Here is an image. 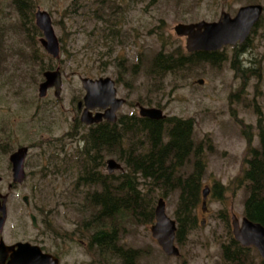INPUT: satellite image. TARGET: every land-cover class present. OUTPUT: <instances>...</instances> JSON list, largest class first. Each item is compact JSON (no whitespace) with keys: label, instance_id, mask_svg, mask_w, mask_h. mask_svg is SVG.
I'll list each match as a JSON object with an SVG mask.
<instances>
[{"label":"rangeland","instance_id":"1","mask_svg":"<svg viewBox=\"0 0 264 264\" xmlns=\"http://www.w3.org/2000/svg\"><path fill=\"white\" fill-rule=\"evenodd\" d=\"M21 1L22 12L18 0H0V194L8 196L9 212L1 235L5 243L29 242L45 253L60 254L63 264H122L113 255L104 260L88 247L93 232L82 229L81 215L73 210L80 205L82 191L75 181L87 157L96 164L94 169L101 164L103 174H108L112 158L124 173L129 170L116 153L93 156L95 150L87 145L89 127L81 123L77 109L85 95L81 78H111L118 97L126 100L120 118L139 120V108L145 107L163 110L168 119L194 121V145L201 147L205 162L203 188L210 190L206 211L203 203L198 207L197 226L187 231L182 243L176 242L179 257L163 252L152 226H130L120 247L141 253L137 264H228L223 249L235 239L221 214L227 211L231 221L232 212L240 220L245 217L247 191L238 179L246 167L248 139L259 149L260 121L264 125V13L247 48L221 50L215 64L164 78L148 77V64L164 51L191 55L186 38L175 33L178 25L217 22L222 11L235 17L241 7H264V0ZM39 10L52 18L61 44L59 61L40 43L43 34L35 21ZM58 68L63 75L61 99L54 90L41 98L44 72ZM4 128L13 131V137ZM21 147L31 148L27 177L15 184L10 156ZM215 185L226 188L223 202L213 197ZM160 199L176 221L179 194L158 190L155 207ZM31 214L39 228L32 226ZM249 249L246 253L259 263L258 251Z\"/></svg>","mask_w":264,"mask_h":264},{"label":"trees","instance_id":"2","mask_svg":"<svg viewBox=\"0 0 264 264\" xmlns=\"http://www.w3.org/2000/svg\"><path fill=\"white\" fill-rule=\"evenodd\" d=\"M18 2L22 12V1ZM216 55L201 52L176 56L164 51L148 64L147 76L164 78L169 73L176 75V72L190 70L203 63L215 64L219 58ZM250 139L248 158L244 160L246 167L238 182L245 185L247 191L245 217L264 227V125L261 121L260 148H252ZM87 145L95 150L93 156L107 155V150L110 156L113 149L129 169L118 177L103 174L101 164L94 169L92 165L96 164L87 157V165L83 164L75 181L82 192L77 198L81 206L73 210L81 215L82 229L93 232L88 247L96 249L95 253L102 259L109 260V256L113 255L122 264H137L141 253L120 247L119 241L130 226L140 224L149 227L155 224L158 190L179 194L175 213L177 242L182 243L187 231L197 226V210L203 203L205 190L202 183L205 162L201 147L195 148L194 145L193 120L124 118L117 126L90 127ZM213 189V197L223 202L226 188L215 185ZM221 218L230 229V214L225 211ZM249 250L232 240L231 245L223 249L225 261L228 264H264L262 259L259 263L254 262L250 253H246Z\"/></svg>","mask_w":264,"mask_h":264},{"label":"water","instance_id":"3","mask_svg":"<svg viewBox=\"0 0 264 264\" xmlns=\"http://www.w3.org/2000/svg\"><path fill=\"white\" fill-rule=\"evenodd\" d=\"M264 7L262 5H249L242 7L235 17L227 12H222L218 22H200L197 24H180L175 28V33L180 37H186V48L189 52L206 51L216 52L224 46L240 43L243 44L250 37L251 31L259 23ZM36 25L43 32L44 38L41 45L45 51L55 60L61 58V48L56 36L50 14L39 10L36 13ZM44 82L39 87V96L46 98L50 89H55L57 98L62 94L63 79L60 70L47 71L44 73ZM82 85L86 91L84 97L85 110L82 122L88 126L103 121V118L116 123V114L125 105L126 101L117 97L116 83L111 78L93 80L81 78ZM203 84V81H198ZM111 109L107 110L109 106ZM82 104H80V107ZM106 110L104 115H93L92 110ZM140 116L153 121H164L167 116L158 108L140 107ZM28 149L22 148L12 155L13 177L15 184H22L26 180L25 160ZM122 171V166L114 160L108 161L109 173ZM2 178L0 177V183ZM209 189L203 191V211H206ZM27 206H30L28 197L24 198ZM8 196L0 194V264H48L52 256L44 254L43 250L29 242H18L7 245L1 235L7 223ZM156 224L151 228L153 238L158 242L163 252L169 257H179L180 250L176 246V221L171 219L166 212V203L163 199L158 202L155 210ZM32 224L38 228V220L34 214L30 216ZM204 225V224H203ZM232 228L235 240L243 247L255 248L264 260V227L260 223L253 222L247 217L242 220L232 213ZM12 256L9 263L7 257Z\"/></svg>","mask_w":264,"mask_h":264},{"label":"flooded vegetation","instance_id":"4","mask_svg":"<svg viewBox=\"0 0 264 264\" xmlns=\"http://www.w3.org/2000/svg\"><path fill=\"white\" fill-rule=\"evenodd\" d=\"M231 2V0H227V1H225V3H230ZM251 5H254V4H251ZM242 8V7H241ZM240 8V9H241ZM239 9V10H240ZM222 12H226V11H222ZM222 12H221V14H222ZM230 14V13H229ZM231 15V14H230ZM237 15V14H236ZM220 17H221V15H220ZM219 21V20H218ZM217 21V22H218ZM205 22H207V21H205ZM208 23H214V22H208ZM256 29V28H255ZM254 28H253V30H255ZM253 30L251 31V34H250V37L247 39V41L245 42V43H243V44H240V43H238V44H236L235 46H233V45H227V46H224L221 50H225V49H228V48H230L231 47V49L232 48H240V50H241V48L242 47H244V48H247V46H248V40H250V38H251V36H252V34H253ZM42 38H44V35H43V37ZM41 38V39H42ZM186 38V37H185ZM41 39H40V43H41ZM186 41H187V38H186ZM248 42V43H247ZM43 47V46H42ZM221 50H219V51H216V52H206V51H197V52H191L190 54H192V53H201V52H204V53H208V54H217V52H220ZM245 50V49H244ZM243 50V51H244ZM242 51V50H241ZM236 55H238V54H236ZM239 56V55H238ZM61 59V58H60ZM59 59V60H60ZM59 60H57V61H59ZM57 70H60L59 68L57 69ZM45 73V72H44ZM44 82V81H43ZM42 82V83H43ZM41 83V84H42ZM84 89V88H83ZM50 90H54V89H50ZM85 91V90H84ZM48 94H49V91H48ZM85 95H86V91H85ZM85 95H84V97H85ZM54 96H55V98L57 99V100H60L61 99V97H62V94L60 95V97L59 98H57L56 97V95H55V90H54ZM48 97V95L46 96V98ZM43 99H45V98H43ZM125 100V99H124ZM126 101V100H125ZM80 104H82V106L80 107ZM112 108V106L110 105L108 108H107V110H109V109H111ZM77 109H78V111L81 113V116H80V120H81V123L83 124V125H85V126H87V127H89L88 128V131H89V129H90V127H95V126H98V125H108V126H117L119 123H120V121L122 120V119H124V118H127V117H122V118H120V114H119V112L122 110H120L119 112H117V114H116V117H117V122L116 123H113V122H110L108 119H106V118H103V121L102 122H100V123H97V124H93V125H91V126H88V125H86V124H84L83 122H82V115H83V113H84V110H85V105H84V98H83V100H79L78 101V103H77ZM140 109V108H139ZM106 113V110H102V109H96V110H92V114L95 116V115H97V114H102V115H104ZM139 116H140V111H139ZM129 118V117H128ZM140 119H146V118H143V117H141L140 116ZM168 119V118H167ZM166 119V120H167ZM77 120H78V118H77ZM165 120V121H166ZM5 129V128H4ZM117 130H119L118 128H117ZM5 132L8 134V135H12V137H13V135H14V132L13 131H11V130H8V129H5ZM22 148H27L28 149V155H27V158H26V160H25V164H26V161H28V159H29V156H30V151H31V148H29V147H21V148H19L15 153H17L20 149H22ZM15 153H13L12 155H14ZM112 153H115L114 152V150L112 149V151H111V154ZM12 155L10 156V162H11V157H12ZM68 156H70V154H66V156H65V158H67ZM110 160H114V161H116L114 158H112V159H110ZM118 162V161H117ZM12 163V162H11ZM119 163V162H118ZM121 166H122V164L121 163H119ZM12 168H13V164H12ZM122 171H119L120 173H124V167L122 166ZM107 171H108V163H107ZM108 174L109 175H114L115 174V172L114 173H109V171H108ZM7 214H8V217H9V212H8V207H7ZM33 226V225H32ZM39 228V227H38ZM14 244H16V243H14ZM14 244H11V245H14ZM44 254H46V255H49V256H52L53 258H50V259H48V264H63V261H62V259H63V257L60 255V254H56V253H44ZM11 259H12V256H8L7 257V260H6V263H9L10 261H11Z\"/></svg>","mask_w":264,"mask_h":264}]
</instances>
